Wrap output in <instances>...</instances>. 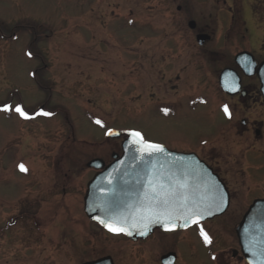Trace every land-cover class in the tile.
<instances>
[{
    "label": "rangeland",
    "instance_id": "1",
    "mask_svg": "<svg viewBox=\"0 0 264 264\" xmlns=\"http://www.w3.org/2000/svg\"><path fill=\"white\" fill-rule=\"evenodd\" d=\"M191 1L0 0V105L35 117L0 111V264H81L122 245L89 224L83 198L95 173L86 165L112 161L131 131L229 171L258 162L236 132L246 111L218 74L238 49L258 57L264 31L224 39L229 16H211V0ZM254 12L264 22V1ZM186 18L213 35L201 49ZM109 129L122 137L108 138Z\"/></svg>",
    "mask_w": 264,
    "mask_h": 264
},
{
    "label": "flooded vegetation",
    "instance_id": "2",
    "mask_svg": "<svg viewBox=\"0 0 264 264\" xmlns=\"http://www.w3.org/2000/svg\"><path fill=\"white\" fill-rule=\"evenodd\" d=\"M200 1L203 2L202 0ZM219 1L211 0V7L218 11L216 14L211 13L210 15L215 16L218 20H220L219 16H229V21L228 23L226 22L225 33L223 32L222 34L224 39L225 36H240V39L245 40L247 38L250 41L256 35V39L260 40L259 34L262 35L264 31L261 28V23L264 22L256 24L258 23V18L254 20V10L264 0H234L231 5H227L225 0H222L223 2ZM183 3L191 4L192 1L183 0ZM234 10L238 12L236 16ZM177 11H181V6L177 7ZM237 18L240 21L241 33H237L236 35ZM186 20L189 30L196 32V42L198 36L209 37L203 45L199 46L200 49L212 40L213 35L207 33L205 30H198L197 23L194 20L189 18H186ZM191 23L194 25V28L190 27ZM244 52L253 57L255 62L254 69L258 70L264 61V50H260L257 57L252 50L243 48L238 49L233 54L232 60H230L227 66L222 68L218 74V78L226 69L234 71L240 78L239 89L238 85L232 84L229 89L235 93L231 95L225 94L233 98L246 111V114H239V118L235 121L241 125V127L236 128V132L239 135H248L250 147H247L246 151L251 153L253 158L258 160V162H236L233 163L229 171L228 167H222L220 164H215L208 159L199 157L219 177L229 195L227 210L221 216L201 223V227L209 235L212 243L207 245L204 243L200 230L195 225L185 230L172 232H164L157 229L152 235L133 241L124 235H113L107 232L97 223L91 222L86 217L89 224L98 229L103 236L113 240L116 239L115 241H120L122 245L127 246L129 250V253L126 254L128 260H124L123 264H125V261L130 263V260H133L135 264H250L237 236V228L255 202L264 201V94L257 74L252 76L246 75L234 59L238 54ZM250 65L252 66V63L248 60L244 61L246 69L250 68L252 70ZM219 87L222 89L220 80ZM261 160L263 162L259 163ZM109 163L106 162V165ZM94 171L93 177L98 172L97 170ZM193 230L196 231L191 233ZM122 245L113 247L110 254L91 255L89 259L81 262V264L106 257L111 258L113 264H121L119 260H122V257L118 256V253L123 254L124 249L121 248ZM248 255V257L252 256L255 258V256L259 257L260 253L251 250V247H249Z\"/></svg>",
    "mask_w": 264,
    "mask_h": 264
},
{
    "label": "water",
    "instance_id": "3",
    "mask_svg": "<svg viewBox=\"0 0 264 264\" xmlns=\"http://www.w3.org/2000/svg\"><path fill=\"white\" fill-rule=\"evenodd\" d=\"M190 27L194 28V25L191 23ZM208 39V36H198L197 42L203 45ZM246 60L252 63V66L250 65L252 70L244 67ZM235 61L246 75L257 74L264 94V61L258 70L254 69L253 57L246 52L238 54ZM232 84L238 85L239 89L240 78L234 71L226 69L220 76V85L224 92L231 95L235 93L229 89ZM113 131L119 135H107L108 138L118 139L122 136L120 132ZM135 139L128 134L121 144V154L113 153L112 162L108 165L102 159H93L86 165L87 168L98 171L88 182L84 197V212L91 222L97 223L107 231L99 223L100 220H108L110 217H128L129 224L133 225L130 229L133 235L124 236L133 241L144 239L157 229L172 232L166 231L161 223H152L151 231L147 236L136 234V228L143 226L139 222L140 217L148 215L147 209L142 206L144 193L147 191L146 178L154 177L157 173L165 178L172 176L182 181L186 180L193 196L206 197V202L211 204L212 212L205 214L201 223L219 217L227 210L229 195L225 185L196 154L179 153L163 146L165 149L163 153L148 156L147 152L150 150L136 145ZM220 197H223L224 203L218 209L211 202L214 199L218 202ZM182 223V220L176 221L175 231L194 226L181 227ZM237 236L248 262L264 264V201H257L250 208L237 228ZM249 247L260 253L259 257H248ZM84 264H113V262L111 258L106 257Z\"/></svg>",
    "mask_w": 264,
    "mask_h": 264
},
{
    "label": "snow or ice",
    "instance_id": "4",
    "mask_svg": "<svg viewBox=\"0 0 264 264\" xmlns=\"http://www.w3.org/2000/svg\"><path fill=\"white\" fill-rule=\"evenodd\" d=\"M26 55L29 59L33 57V53L31 51H28ZM0 111H14L25 120L35 118L34 116L29 115L20 104H16L13 107L11 102L0 105ZM162 111L167 114L169 109L164 108ZM224 111L225 114H228L227 107H225ZM36 115L50 116L52 113L41 111L36 113ZM95 123L101 127L104 126L103 122L99 118L95 120ZM106 134L119 135V133L114 132L111 129H109ZM129 136L136 138L134 140L136 145L150 150L147 152L148 156L155 153H163L165 151L161 145L146 142L142 134L138 131H131ZM17 167L22 173L28 172V168L23 162L19 163ZM146 179L147 191L144 193L142 206L147 209L148 215H142L140 217L139 222L143 226L136 228V234L147 236L151 231L152 223H161L166 231H175L177 227L176 221L182 220L183 223L180 225L181 227L195 225L199 228L204 243L206 245L212 243L209 235L201 227V220L204 218L205 214H211L212 212L211 204L206 202L205 196L201 195L198 198L193 196L190 192V186L187 181H182L176 177L169 176L165 178L157 173L154 177ZM211 203L215 204L216 208L219 209L224 203L223 197H220L218 202L214 199ZM99 223L106 228L107 231L114 235H133V231L130 230L133 225L129 224L128 217H110L108 220H100Z\"/></svg>",
    "mask_w": 264,
    "mask_h": 264
}]
</instances>
